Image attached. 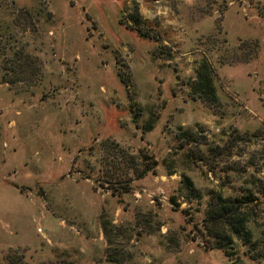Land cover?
Wrapping results in <instances>:
<instances>
[{
	"label": "rangeland",
	"instance_id": "rangeland-1",
	"mask_svg": "<svg viewBox=\"0 0 264 264\" xmlns=\"http://www.w3.org/2000/svg\"><path fill=\"white\" fill-rule=\"evenodd\" d=\"M263 187L264 0H0V264H264Z\"/></svg>",
	"mask_w": 264,
	"mask_h": 264
},
{
	"label": "trees",
	"instance_id": "trees-1",
	"mask_svg": "<svg viewBox=\"0 0 264 264\" xmlns=\"http://www.w3.org/2000/svg\"><path fill=\"white\" fill-rule=\"evenodd\" d=\"M119 23L126 25L129 28L132 27L127 21L125 22V20H122L121 18H119ZM154 55L166 59H169L172 56L171 52L166 48L155 50ZM203 66L204 68L202 67V70L200 71V76L202 78L198 81V84L200 85L199 92L201 94V100L208 103V105H214V103H216V95L210 84V78L205 70V65L203 64ZM262 194L264 195V187L262 189ZM247 199L251 202L256 198ZM244 202V198H241V196H227L225 198L219 196L217 202L214 204V209L207 214L208 222L211 224L220 223L227 227L231 235L238 236L240 239L248 241L250 234L246 229L247 220L239 218V209Z\"/></svg>",
	"mask_w": 264,
	"mask_h": 264
}]
</instances>
